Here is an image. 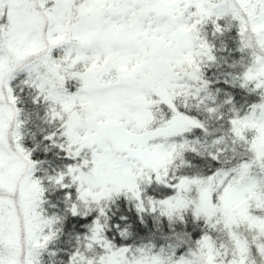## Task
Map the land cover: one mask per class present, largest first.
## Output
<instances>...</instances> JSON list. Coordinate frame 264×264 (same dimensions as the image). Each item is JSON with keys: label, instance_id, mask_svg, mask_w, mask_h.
Listing matches in <instances>:
<instances>
[{"label": "snow or ice", "instance_id": "6c2138e0", "mask_svg": "<svg viewBox=\"0 0 264 264\" xmlns=\"http://www.w3.org/2000/svg\"><path fill=\"white\" fill-rule=\"evenodd\" d=\"M209 23L238 28L224 83L259 97L243 113L205 78ZM20 73L72 160L46 179L90 221L64 264H264V0H0V264H42L64 217L23 143ZM188 213L159 246L116 242Z\"/></svg>", "mask_w": 264, "mask_h": 264}, {"label": "trees", "instance_id": "16d2710c", "mask_svg": "<svg viewBox=\"0 0 264 264\" xmlns=\"http://www.w3.org/2000/svg\"><path fill=\"white\" fill-rule=\"evenodd\" d=\"M206 27V35L209 41L214 45V52L217 57V61L205 66V78L212 81L210 87L212 89L220 88L221 92L218 93V99H222L225 93H231L235 100L236 106L241 109V113L246 110L247 106L259 99L255 93H249L247 89L239 86H233L231 84L225 85L224 80L228 72L233 71V63L239 59L241 53L238 48V28L235 24L226 29L223 33H213L214 26L209 23ZM26 73H20L13 81L14 85H17L19 95L22 98L21 107L24 109V116L27 118L26 135L24 136L23 143L26 147H34L37 144L38 147H34L33 158L39 161H43L41 167H39L35 175L45 177L43 183L46 186V203L45 208L49 215L55 213L64 217L62 222V231L55 242L49 245V250H45L41 253L42 264H64L74 250V246L77 244L76 234L86 231L85 225L90 221L85 217H80L79 220L71 216L67 212V205L63 197V189L51 184L47 179V175H51L56 171L62 170L72 160L64 155L58 145H53L49 141L43 139L46 131L49 130V124L44 119L47 111L45 105L34 104L31 100L32 89L27 85H23L20 82L25 78ZM22 89V91L20 90ZM43 130V131H42ZM188 158H191L199 164L203 159L200 157H194L192 154H187ZM123 199V198H122ZM129 212H135L134 207L130 202L124 200V210L121 214H128ZM138 219V217H137ZM187 224H176L169 226V222L166 217L161 218V227L157 228V222L151 215L145 216V222L140 226L139 231H134L133 235L126 240L121 238L118 233L114 234L117 244L121 242L126 243H141L146 242L152 238L153 234H156L157 238L155 243L157 246L164 243V240L160 238L161 228L165 234L171 233L178 229H184L192 231L193 220L191 213L186 215ZM202 224V221L199 222ZM199 229L193 231V239L198 238ZM183 251V249H180ZM53 252L55 254L53 255Z\"/></svg>", "mask_w": 264, "mask_h": 264}]
</instances>
